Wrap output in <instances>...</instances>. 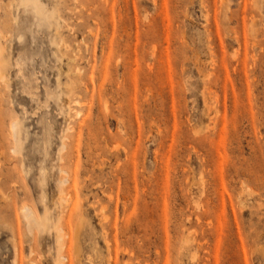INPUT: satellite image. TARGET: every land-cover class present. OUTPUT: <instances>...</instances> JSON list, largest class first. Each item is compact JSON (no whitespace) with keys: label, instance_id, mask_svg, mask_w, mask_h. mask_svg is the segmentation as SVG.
<instances>
[{"label":"rangeland","instance_id":"1","mask_svg":"<svg viewBox=\"0 0 264 264\" xmlns=\"http://www.w3.org/2000/svg\"><path fill=\"white\" fill-rule=\"evenodd\" d=\"M0 264H264V0H0Z\"/></svg>","mask_w":264,"mask_h":264},{"label":"bare ground","instance_id":"2","mask_svg":"<svg viewBox=\"0 0 264 264\" xmlns=\"http://www.w3.org/2000/svg\"><path fill=\"white\" fill-rule=\"evenodd\" d=\"M35 1V0H34ZM22 2V1H21ZM23 2H24V0H23ZM28 2V1H27ZM35 3V2H34ZM18 4H20V2L18 3ZM24 4V3H23ZM21 5V4H20ZM24 6V5H23ZM34 6H36V5H34ZM39 7V6H38ZM34 10H36V9H34ZM37 14V13H36ZM35 14V15H36ZM3 79V78H2ZM18 120L17 121H13L12 123H11V128H12V131H13V133H14V142H16V143H14L15 144V147H14V151H16L17 150V146H18V139H17V136L19 135H17V132H18ZM18 138H19V136H18ZM19 143H20V141H19ZM24 146V145H23ZM20 147V146H19ZM19 149V148H18ZM12 151V150H11ZM13 151V152H14ZM18 151V150H17ZM31 207H29V206H24L23 205V208H22V211H23V213H24V215L26 216V217H29L30 215L32 216V219H30L31 221L33 220L34 222H35V218H34V215L36 214H33V211L30 209ZM24 216V217H25ZM35 217H36V215H35ZM37 218V217H36ZM26 219V218H25ZM38 219V218H37ZM39 219H40V217H39ZM42 219V218H41ZM32 221V222H33ZM35 224V223H34ZM43 225V224H42ZM51 225H52V223H51ZM58 226V225H57ZM36 227V226H35ZM56 229H58V228H56ZM59 232V231H58ZM61 237V236H60ZM58 238V237H57Z\"/></svg>","mask_w":264,"mask_h":264}]
</instances>
